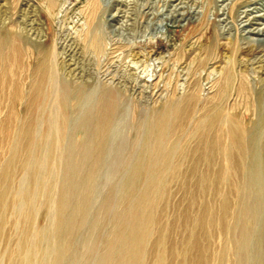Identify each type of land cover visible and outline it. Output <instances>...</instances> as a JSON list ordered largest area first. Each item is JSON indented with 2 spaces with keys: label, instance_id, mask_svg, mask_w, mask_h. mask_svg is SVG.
Wrapping results in <instances>:
<instances>
[{
  "label": "rangeland",
  "instance_id": "obj_1",
  "mask_svg": "<svg viewBox=\"0 0 264 264\" xmlns=\"http://www.w3.org/2000/svg\"><path fill=\"white\" fill-rule=\"evenodd\" d=\"M23 1L15 6L12 0H0V31L12 26V21L5 16L12 17L16 12L13 18L20 22L19 35L27 48L51 44L55 49L59 85L61 89H69L72 101L78 95L88 101L90 97L97 99L108 94L120 101L109 154L96 171L97 181L89 191L84 183L68 187L66 197L70 203L63 213V219L69 222L65 227L68 232L63 233V228L61 231L62 240L65 237L68 243L63 249L62 264H121L125 250L120 243L128 232L126 222L130 209L138 206L139 191L150 187H146L144 172L137 168L144 156L147 127L155 115L162 112L174 93L183 96L191 83L197 88L198 97H208V89L219 76L218 72L231 62L234 71L243 72L250 87L264 95V0H239L243 5L236 21L231 14L234 0H94L98 13L91 29L100 44L98 50L86 47L81 38L87 28L86 11L92 0H55L51 17L44 0ZM26 20L29 27L23 24ZM31 23L39 31H29ZM208 33L211 41H200ZM231 41L236 44L235 56ZM207 43L210 46L206 53ZM68 50L70 53L66 54ZM197 57L201 62L194 74V65L190 63ZM213 57L217 60L215 64V60L209 61ZM161 75L162 80L158 82ZM90 110L82 106L74 114L68 143L72 144L74 134H79V141L83 139V118ZM84 154L87 156L90 152ZM175 176H179L180 183L169 181L154 206H147L143 211L145 217L153 214L155 222L142 264H158L156 260L160 256L163 257L161 264H201V259L204 263L218 264L229 239L224 232L222 203L207 196L196 180L189 178V170L183 168ZM164 181L162 175L157 184L163 185ZM65 189V178H62L55 191L64 194ZM250 203L259 217L249 231L244 232L241 220L231 219V224L246 242L247 256L242 264H264V200L256 203L251 199ZM231 204L236 206V202ZM79 214L86 215L87 221L82 225L76 221ZM37 222L46 237L50 236L49 242L60 245L56 225L44 219ZM53 231L55 238L50 235ZM4 236L13 237V248L18 240L12 226H8L1 236V252L5 249ZM53 242L50 244L55 245ZM231 249L228 264L237 260L235 248Z\"/></svg>",
  "mask_w": 264,
  "mask_h": 264
},
{
  "label": "bare ground",
  "instance_id": "obj_2",
  "mask_svg": "<svg viewBox=\"0 0 264 264\" xmlns=\"http://www.w3.org/2000/svg\"><path fill=\"white\" fill-rule=\"evenodd\" d=\"M12 1L15 6L20 2ZM238 1L234 0L230 9L235 21L243 5ZM44 2L51 17L56 1ZM86 12L87 28L82 34V42L86 47L98 50L100 44L92 36L91 29L98 13L94 0ZM13 15L5 16L12 21V26L0 31V242L8 226H12L18 240L13 248V237L4 236L5 249L0 251V264H62L63 249L68 244L65 237L62 240L61 231L63 228V233L68 232L65 227L69 222L63 219L64 210L70 203L66 197L68 187L84 183L89 191L97 181L96 171L102 165L101 160L109 154L120 101L112 94L97 96V99L90 97L87 101L77 93L73 102L69 89H61L59 85L55 49L51 44L27 48L26 41L19 35L20 22ZM25 15L28 19V13ZM32 23L35 24L34 20ZM32 23L29 31L36 33L39 30L33 28ZM23 24L30 25L27 20ZM211 39V33L200 37V41ZM207 44L204 47L206 53L210 46ZM230 44L235 56L236 44L232 41ZM69 53L68 50L66 54ZM209 61L217 63L214 57ZM200 62L198 57L191 60L194 74L198 72ZM230 64L218 72L219 76L208 89V97H198L197 88L190 81L189 90L183 96L174 93L162 112L148 125L144 156L136 168L144 172L146 187H150L147 191H139L138 206L130 209L126 222L128 232L120 243L125 250L121 264H142L155 222L153 214L145 217L143 211L147 206H154L169 181L180 183L181 179L175 174L183 168L189 170V178L196 180L207 196L222 203L224 232L229 239L218 264H228L232 247L237 254L233 264H242L246 259V242L240 239L231 219L241 220L244 232H248L258 216L250 200L256 203L264 200V95L250 87L243 72H235L234 64ZM158 77L160 82L162 75ZM157 85L154 84L156 88ZM82 106L91 109L84 114L85 122L82 120L83 139L79 141V134H74L70 144V122ZM87 151L90 154L83 156ZM161 174L165 181L159 186L157 180H161ZM62 178H65L66 189L59 195L55 188ZM232 202H236V206ZM85 216L79 214L76 221L82 225L87 221ZM39 219L56 225L54 231L61 238V241L58 239L60 245L52 240L58 245L50 244V236L46 237L45 230L37 225ZM54 231L50 233L51 237ZM157 261L161 264L163 257ZM200 262L208 264L202 259Z\"/></svg>",
  "mask_w": 264,
  "mask_h": 264
}]
</instances>
